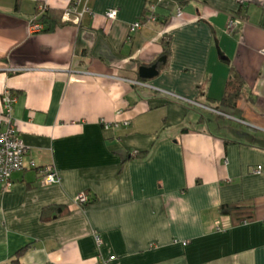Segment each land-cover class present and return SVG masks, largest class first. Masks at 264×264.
I'll list each match as a JSON object with an SVG mask.
<instances>
[{
  "label": "crops",
  "instance_id": "crops-1",
  "mask_svg": "<svg viewBox=\"0 0 264 264\" xmlns=\"http://www.w3.org/2000/svg\"><path fill=\"white\" fill-rule=\"evenodd\" d=\"M150 2L159 21L132 32ZM39 6L60 24L47 30ZM37 16L45 29L31 31ZM263 50L264 0H0V114L8 89L37 164L0 182V264L23 248L22 264H264ZM49 165L60 180L45 185ZM226 203L253 205V219L221 214Z\"/></svg>",
  "mask_w": 264,
  "mask_h": 264
},
{
  "label": "built area",
  "instance_id": "built-area-1",
  "mask_svg": "<svg viewBox=\"0 0 264 264\" xmlns=\"http://www.w3.org/2000/svg\"><path fill=\"white\" fill-rule=\"evenodd\" d=\"M44 6H39L38 11L43 13L45 11ZM177 14H181L180 7L177 10ZM73 6H70L65 9L63 18L67 21L79 22L80 16ZM106 16L113 20L117 16V10L111 9L106 12ZM38 16L31 20L29 29L31 31H42L45 29V25L40 22ZM159 21V15L156 11V4L154 2H150L147 5L146 11L138 21L134 22L131 25V31H136L140 29L145 23L148 22H157ZM239 20L237 18H232L229 21V28H233L235 24ZM264 53V50H263ZM136 84L145 85L144 82L136 80L134 81ZM16 101V96L12 94V92L8 89L3 91L2 94V113L0 114V182L3 183L5 188L11 187L13 184L12 175L14 172L22 171L27 167L36 168L37 164L34 160H27L28 148L25 144L24 140L20 136L14 122L13 116V105ZM185 102L190 103L191 105L199 106L210 112L216 113L218 115L229 117L226 111L215 108L213 106H209L206 104H202L198 101L184 99ZM101 123L103 124L105 129L118 127L121 124L129 125L130 120L125 121H114L108 122L105 119H101ZM262 171V167L258 166L255 169L256 173H260ZM42 183L45 185H50L59 182V175L57 170L53 165H49L45 168L40 169ZM90 197L85 193H79L75 201L78 204H85L89 202ZM220 229V227H217ZM97 245L100 247L102 245V240L99 235L95 237ZM115 256H110L108 258L109 261L114 260ZM108 261H103V264H107Z\"/></svg>",
  "mask_w": 264,
  "mask_h": 264
},
{
  "label": "trees",
  "instance_id": "trees-1",
  "mask_svg": "<svg viewBox=\"0 0 264 264\" xmlns=\"http://www.w3.org/2000/svg\"><path fill=\"white\" fill-rule=\"evenodd\" d=\"M188 0H184V2H187ZM63 11L60 9H50L47 7L46 11L40 18V21H43L47 24V30L53 29L56 25L60 24V19L62 16ZM169 51V45L166 43L165 45V53H168ZM243 85L242 78L238 75L237 72L234 73V75L229 79L227 83V89L224 94V98L222 100L223 105L228 107H234L236 105L237 99L239 97L241 88ZM136 156H139L140 153H136ZM59 208V212L63 213L67 209V206L65 205H58L56 206ZM254 206L251 204H245V203H226L222 204L220 206V213L223 215H231L233 217L239 218L238 221L240 223L248 222L253 219L252 213H253ZM48 210V207H45L43 209V215L42 217L47 219L48 215L46 214V211ZM24 249V248H23ZM23 249L19 250L15 256L12 258L11 262L9 264H22L20 257Z\"/></svg>",
  "mask_w": 264,
  "mask_h": 264
},
{
  "label": "water",
  "instance_id": "water-1",
  "mask_svg": "<svg viewBox=\"0 0 264 264\" xmlns=\"http://www.w3.org/2000/svg\"><path fill=\"white\" fill-rule=\"evenodd\" d=\"M161 60L165 62V58H162ZM158 73V63H154L150 66L142 65L139 68V75L144 79L153 78L154 76L158 75Z\"/></svg>",
  "mask_w": 264,
  "mask_h": 264
}]
</instances>
